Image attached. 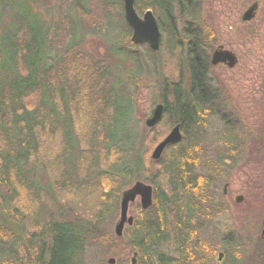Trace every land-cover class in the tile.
<instances>
[{"label": "trees", "instance_id": "obj_1", "mask_svg": "<svg viewBox=\"0 0 264 264\" xmlns=\"http://www.w3.org/2000/svg\"><path fill=\"white\" fill-rule=\"evenodd\" d=\"M33 1L0 0V19L5 14L11 17L10 26L0 31L5 56L0 59V264H82L119 195L135 182L149 180L150 171L154 204L124 234L132 237L138 264L144 259L148 264H210L215 248L210 246V251L200 240L193 241L202 215L215 211L210 203L214 182L195 168H202L201 132L206 117L214 110L212 104L216 109L221 106L212 98L208 77L211 38L200 31L202 0L136 1L138 13L154 12L162 32L158 52L141 46L147 58L152 60L164 46L172 59L184 51L189 75L187 86L179 70L166 79L161 90L165 116L141 134L135 124L127 128L134 100L124 91L123 72L117 68L116 73L104 59L78 46L85 47L87 35L94 33L109 40L108 55L139 64L136 52L127 51L122 43L132 33L123 25L122 12L118 17L117 12L110 14L112 0H62L80 14L64 15L53 27L34 12ZM119 3L122 10L123 0ZM178 22L183 24L181 31ZM118 27L121 41L116 43ZM176 61L180 63V56ZM164 124H180L183 139L156 162L149 158V149ZM134 131L139 135L137 144ZM53 136L58 137L61 150L53 158L47 155L35 161L46 139ZM223 161L229 159L219 162ZM55 168L59 172L42 187L36 180L39 171L47 174ZM3 186L8 188L5 194ZM53 189L86 194L96 189L103 201L94 220L88 221L85 211L74 206L51 209L46 205L48 196L57 200ZM22 194L31 198L27 204L20 202ZM227 241L230 235L221 251L224 264H264L262 239L250 255L241 250L237 239Z\"/></svg>", "mask_w": 264, "mask_h": 264}, {"label": "rangeland", "instance_id": "obj_2", "mask_svg": "<svg viewBox=\"0 0 264 264\" xmlns=\"http://www.w3.org/2000/svg\"><path fill=\"white\" fill-rule=\"evenodd\" d=\"M11 1L10 3H12ZM85 2L88 0H83V3ZM112 2L114 7H111L110 14L114 15L117 12L118 17L122 12L124 16V9L121 10L119 0H112ZM254 2L259 5L256 18L248 23L243 22L242 15ZM93 4L98 5L99 3L94 1ZM202 4V24L200 23L202 30L200 29V31L202 34L204 33V38H211L209 57L219 45H224L239 57V64L232 70L220 66H210L208 77L213 81L215 93H217L216 98L221 102V106L212 112V116L206 117L201 132L200 162L202 168H195L196 173H205L209 180L214 182V192H210V203L216 213L214 214L215 211H207L202 215L201 221L197 224L198 238L193 239V241L200 240L208 246L210 251V246H213L215 256L210 264H218L219 252L225 251L223 243H225L224 240L227 235H230V241L227 243H232L233 239H237L238 246L242 247L241 250L250 255L255 250L256 242L261 240L263 229L264 0H202ZM32 7L35 13H39L40 17L53 27L57 24L58 18L68 14L75 17L78 13L68 3H63L62 0H34ZM144 13L139 14L143 17ZM2 17L3 20L0 19L1 32L11 24L10 15L5 14ZM125 24H127L126 21L123 22V25L127 30ZM178 29L179 31L183 29L181 22H178ZM120 33L121 27H118L114 39L116 43L117 40L118 42L121 41ZM131 35L132 33L122 43L124 45L125 41L124 47L127 51L136 52L140 59L139 64H132L130 61L123 63L119 61L122 57H117V54L108 55L110 49L106 44L109 40L95 36L94 33L87 35L85 47L78 46L82 51H87L97 55L99 59H104L108 65H112L116 73L117 68L123 72L120 74V78L125 82L124 91L134 100V108L130 118H128L127 128L135 124L136 133L141 134L142 130L147 129L145 120L151 109L161 102V90L166 79L176 76L179 70L183 82L187 86L189 75L187 57L184 51L172 59L164 46L160 53L155 54L154 57L151 56V60L147 58L148 53L146 56L145 48L135 47L131 43ZM115 49L117 51V46ZM179 56L180 63L176 61ZM4 57L0 42V59L3 60ZM229 100L232 104L234 102L240 103L237 111L232 112L233 110H230L232 106H230ZM172 128L173 126L164 124L157 129L155 133L157 139L149 149L150 159H152L151 154L155 147L169 134ZM79 131H81L80 128ZM136 133L134 131L135 144H137L139 136ZM229 133L232 135L231 138L227 137ZM77 135L79 137V133ZM57 136H53V139L51 137L46 139L41 154H38L35 161L39 162L43 159L42 157L47 155H50L49 158H53V154H57L61 150ZM81 144L83 146L82 140ZM222 158H227L229 161L219 162ZM83 168L85 171V166ZM212 168L214 169L212 170ZM59 170V168L48 170L47 174L44 171H39L36 180L42 187H46L52 179L53 173L59 172ZM150 172L146 177L149 180L141 179L142 182L151 183L153 178ZM225 185H227V192L224 196ZM53 190L54 197L58 201L49 196V199L43 197L46 205L50 206L51 209L55 207L68 209L74 206L76 211H85L86 214L84 215L87 218L84 219L88 221L94 220L92 218L97 214L98 207L103 201V197L95 190L88 191L87 194L85 192L66 191L67 193H65V191ZM1 191L5 194L8 191L7 186H3ZM239 196L243 197V202L240 204L236 203L235 200ZM120 197L121 194L118 204L112 209V213L98 227L99 231L94 239L96 242L89 246L84 259H82V264H109L108 260L111 258L115 259V264H130V259L134 253L132 237L124 236L117 239L114 233V226L120 217ZM29 199L31 198L25 194L19 198L20 202H25L24 204H27ZM210 203L208 201L207 204ZM28 209L30 210L29 207ZM142 212L140 202L137 200L131 205L129 215L137 219ZM79 216L82 215L79 214ZM170 256H172L171 251ZM225 260L226 258L222 259L221 264H224ZM146 263L148 264V261L144 259L143 264Z\"/></svg>", "mask_w": 264, "mask_h": 264}, {"label": "water", "instance_id": "obj_3", "mask_svg": "<svg viewBox=\"0 0 264 264\" xmlns=\"http://www.w3.org/2000/svg\"><path fill=\"white\" fill-rule=\"evenodd\" d=\"M136 0H123L124 17L127 24L132 29L131 41L134 45L139 46L148 43L153 51H159L161 46V31L158 21L153 11L148 10L143 17H140L136 8ZM258 5L254 4L248 8L243 14L242 20L244 22H250L256 17ZM211 63L213 66L220 64H226L229 68H234L237 64L236 56L229 51H223L222 47L215 50L211 57ZM166 111L164 104H157L151 110L149 117L145 121L147 128L156 127L163 119ZM182 140L181 126L176 125L169 135L161 141L152 153V159L158 161L161 159L164 151L170 145L177 144ZM227 185L225 186L226 192ZM140 200V204L143 210H149L153 205V187L143 182H136L129 189L125 190L120 200V217L116 225L114 226V233L117 237H122L127 227H132L135 222L133 216H129V209L132 204L137 200ZM243 197L236 198L237 203H241ZM262 239L264 241V229L262 231ZM224 257L223 253L219 254L218 264L222 262ZM109 264H115V259L108 260ZM138 263V254L133 253L130 264Z\"/></svg>", "mask_w": 264, "mask_h": 264}, {"label": "flooded vegetation", "instance_id": "obj_4", "mask_svg": "<svg viewBox=\"0 0 264 264\" xmlns=\"http://www.w3.org/2000/svg\"><path fill=\"white\" fill-rule=\"evenodd\" d=\"M254 4H257L258 5V3L257 2H254L252 5H254ZM251 5V6H252ZM258 8H259V5H258ZM220 47H222V50L224 51H229V52H232L235 56H236V58H237V64H236V66L239 64V57L237 56V54L235 53V52H233V51H231V50H229V49H227L224 45H219V46H217V48L216 49H214L213 50V52L215 51V50H218ZM213 52L211 53V55L210 56H212V54H213ZM211 60V58L209 57V61ZM220 67H224V68H228V69H230V70H232V69H234V68H229L226 64H221V65H219ZM217 67V66H216ZM211 80V79H210ZM211 84H212V88H211V93L213 94V97L212 98H214V99H216V96H217V93H215V89H214V84H213V81H211ZM216 101V100H215ZM214 101V102H215ZM230 101V100H229ZM239 105H240V103H238ZM236 102H234L233 104H232V102L230 101V106H232L231 107V111L232 112H234V111H237V109H239V105H238ZM212 109H216L215 108V106L213 107V104H212ZM213 110V111H214ZM212 111V112H213ZM216 113V112H215ZM237 113V112H236ZM211 116H212V113H211ZM227 192V191H226ZM226 192H225V189H223V195L225 196L226 195Z\"/></svg>", "mask_w": 264, "mask_h": 264}]
</instances>
